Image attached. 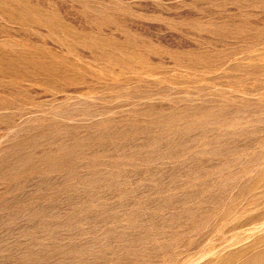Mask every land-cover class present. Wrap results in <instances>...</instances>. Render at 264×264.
Listing matches in <instances>:
<instances>
[{
  "label": "rangeland",
  "instance_id": "1",
  "mask_svg": "<svg viewBox=\"0 0 264 264\" xmlns=\"http://www.w3.org/2000/svg\"><path fill=\"white\" fill-rule=\"evenodd\" d=\"M0 264H264V0H0Z\"/></svg>",
  "mask_w": 264,
  "mask_h": 264
}]
</instances>
